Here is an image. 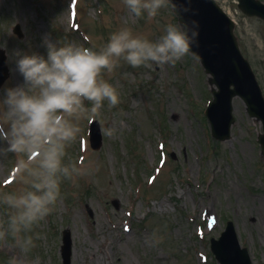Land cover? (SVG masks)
Instances as JSON below:
<instances>
[{
	"label": "rangeland",
	"instance_id": "obj_1",
	"mask_svg": "<svg viewBox=\"0 0 264 264\" xmlns=\"http://www.w3.org/2000/svg\"><path fill=\"white\" fill-rule=\"evenodd\" d=\"M69 1L0 0V49L6 51L11 70L0 88V101L7 88L23 83L16 71V53L46 57V36L53 42L67 39L99 50L122 28L155 42L168 24H179L171 4L150 20L146 12L135 17L123 0H79L81 29L74 30ZM219 2L235 19L241 49L264 91V57L254 54V43L249 50L242 32L247 21L264 38V20L242 13L234 0ZM16 22L24 29V39L12 32ZM103 78L116 87L121 102L110 108L105 101L99 115L92 117L100 122L102 146L91 147L92 118L84 119L64 160L78 167L83 161L84 170L92 174L62 181L55 210L27 234L35 243L27 254L10 237L0 241V264L13 259L17 264H63L65 229L72 240L71 264H218L210 240L219 237L229 222L248 247L252 264H264L260 121L248 115L242 101L236 102L230 138H213L205 115L211 86L192 55L174 65L149 62L138 68L122 60ZM18 159L13 153L0 156V192L22 187L15 183ZM9 211L0 204V222L6 221Z\"/></svg>",
	"mask_w": 264,
	"mask_h": 264
},
{
	"label": "clouds",
	"instance_id": "obj_2",
	"mask_svg": "<svg viewBox=\"0 0 264 264\" xmlns=\"http://www.w3.org/2000/svg\"><path fill=\"white\" fill-rule=\"evenodd\" d=\"M123 4L135 17L146 12L150 20L170 4L176 9L173 0H123ZM242 32L249 40V50L254 43V54L264 57V38L255 27L245 21ZM196 36L197 32H189L185 25L170 23L155 42L122 28L99 50L67 39L53 42L46 36V57L16 53V71L23 83L7 88L0 101V156L13 153L20 157L15 183L22 187L0 192V204L10 210L6 221L0 222V241L10 237L27 254L35 247L33 236L27 234L55 210L62 181L92 174L84 170L83 161L78 167L64 160L81 132L80 122L98 116L105 101L110 108L121 102L116 87L103 73H113L122 60L138 68L149 62L174 65L188 55L197 58L192 51ZM86 101L91 108L86 107Z\"/></svg>",
	"mask_w": 264,
	"mask_h": 264
},
{
	"label": "water",
	"instance_id": "obj_3",
	"mask_svg": "<svg viewBox=\"0 0 264 264\" xmlns=\"http://www.w3.org/2000/svg\"><path fill=\"white\" fill-rule=\"evenodd\" d=\"M173 3L181 23L189 32H197L192 51L212 75L210 82L219 88H213L215 99L207 110L214 136L220 139L230 136L235 95H240L247 103L250 115L260 118L264 124V97L248 60L240 51L233 21L214 0H173ZM240 6L249 14L264 17V5L255 0H241ZM259 139L264 153V133ZM212 246L222 264H251L247 250L240 247L231 222ZM64 256L68 258L69 254L64 252Z\"/></svg>",
	"mask_w": 264,
	"mask_h": 264
},
{
	"label": "bare ground",
	"instance_id": "obj_4",
	"mask_svg": "<svg viewBox=\"0 0 264 264\" xmlns=\"http://www.w3.org/2000/svg\"><path fill=\"white\" fill-rule=\"evenodd\" d=\"M239 99V98H238ZM99 263H101V261L100 262H96V264H99Z\"/></svg>",
	"mask_w": 264,
	"mask_h": 264
}]
</instances>
